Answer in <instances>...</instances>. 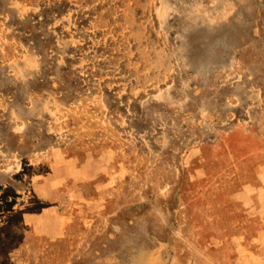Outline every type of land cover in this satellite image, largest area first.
<instances>
[{
  "label": "rangeland",
  "instance_id": "1",
  "mask_svg": "<svg viewBox=\"0 0 264 264\" xmlns=\"http://www.w3.org/2000/svg\"><path fill=\"white\" fill-rule=\"evenodd\" d=\"M0 264H264V0H0Z\"/></svg>",
  "mask_w": 264,
  "mask_h": 264
}]
</instances>
